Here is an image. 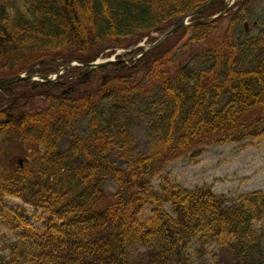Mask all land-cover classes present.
Returning <instances> with one entry per match:
<instances>
[{"label": "trees", "instance_id": "16d2710c", "mask_svg": "<svg viewBox=\"0 0 264 264\" xmlns=\"http://www.w3.org/2000/svg\"><path fill=\"white\" fill-rule=\"evenodd\" d=\"M206 1L0 0V79L134 46ZM232 14L218 33L222 17L181 31L175 49L133 58L137 49L95 70L70 67L55 82L0 88V221L19 235L0 264H133L134 247L144 264H199L195 243L197 256L212 247L216 264H264V190L229 197L168 177L152 184L175 159L264 136V11L250 36V16ZM200 42L193 61L175 65ZM21 89L42 92L47 104L26 109ZM85 117L89 130L77 132ZM139 125L148 152L133 148ZM108 181L116 190L104 188ZM8 197L40 209L42 226Z\"/></svg>", "mask_w": 264, "mask_h": 264}, {"label": "rangeland", "instance_id": "374dc122", "mask_svg": "<svg viewBox=\"0 0 264 264\" xmlns=\"http://www.w3.org/2000/svg\"><path fill=\"white\" fill-rule=\"evenodd\" d=\"M223 5L216 6V9L206 11L205 15H214L222 9ZM241 9L243 13L246 12L252 20H244V34L250 36L253 32L257 31V23H261V12L264 11V0H233V4L227 11L226 16H223V21L216 25L215 32H220L227 22H230L231 26L234 24L232 18L233 9ZM210 9V8H209ZM171 27V26H170ZM168 27V28H170ZM190 31V28H189ZM216 33V34H217ZM161 33H151L146 35L138 43L150 44L155 41ZM211 35V36H215ZM184 36L182 33H176L167 38L158 47L160 49L172 48L175 49L178 45L184 42ZM137 43V44H138ZM204 45L203 42L193 44L186 52L185 57L175 63L184 64L193 61L192 57L200 50ZM135 46V45H134ZM133 46V47H134ZM123 49L117 50L118 53L123 52ZM126 49V48H125ZM124 49V50H125ZM110 50H106L105 53ZM104 54V53H103ZM111 55V54H110ZM110 55H102L98 58H107ZM56 81V80H55ZM98 80L96 79L94 83ZM25 108L31 107L42 108L47 104V98L40 94L28 93L21 89L18 93ZM88 117L83 118L79 122L77 132L87 133ZM133 148L135 151L148 152V144L146 141L145 130L142 125H139L133 131ZM12 146L16 148L15 154L20 155L23 150L18 147L17 143ZM11 146V147H12ZM17 157V156H16ZM6 164H11L8 161ZM168 177L171 181H175L182 185L184 188L193 190L195 188L206 186L210 188L216 195H226L229 197H237L239 195L251 193L257 190H264V136L252 145L241 146L240 144L228 143V144H213L208 146L198 157L191 160L189 155L175 159L167 163L162 171L153 179V186L158 188L161 179ZM104 188L109 191L116 190V184L112 181L105 183ZM7 204L12 209H17L20 214L24 215L31 223L39 227L42 225V220H38V216H35L34 208L27 204H22L20 200L15 198H7ZM152 206L147 205L144 209L146 216L150 214ZM169 210V207H166ZM36 214V215H37ZM261 222L257 224L260 226ZM18 233L10 230L8 226L0 221V258H5L9 254L8 248L18 239ZM197 243L194 244L192 253L193 258L197 263L201 264H216L214 256L212 255V247H205L202 254L197 256L194 254V250L197 248ZM143 249L140 247L132 248V263H142Z\"/></svg>", "mask_w": 264, "mask_h": 264}, {"label": "water", "instance_id": "95a60500", "mask_svg": "<svg viewBox=\"0 0 264 264\" xmlns=\"http://www.w3.org/2000/svg\"><path fill=\"white\" fill-rule=\"evenodd\" d=\"M218 1H220V0H209L208 2H206L205 4H203L199 8H197L195 11L182 16L179 19V22L175 26L166 30L153 43L148 44V45L138 44L134 48H129L126 51H131V50L137 49V48H143V52L148 51L150 49L155 48L159 44H161L170 35L176 33L177 31H179L181 29H185L187 26H191L193 24L210 22V21L214 20L215 18L222 16L229 6V2L227 0L224 1V8L222 9V11L219 14H217L215 16H210V17H206V18H202V19L189 21L190 18H192L195 15H198L199 13H201L202 11H204L205 9L212 6L213 4H215ZM114 61H116L115 55L112 58L103 59V60H95V61H91V62H82L79 60H69L64 66H62L60 68V70L56 73L55 77H57L65 68H67L71 65H74V64L81 65L85 69L93 70V69H96L97 67H100L102 65H106V64L114 62ZM35 77L41 78L43 80H48V79L52 78L51 76H42V75H35V74H28V75L18 74V75L0 80V87L4 86L6 84L14 83V82L19 81V80H23V79H35Z\"/></svg>", "mask_w": 264, "mask_h": 264}]
</instances>
